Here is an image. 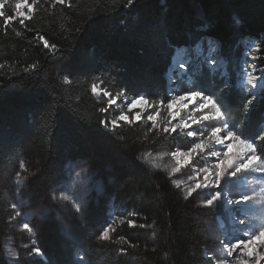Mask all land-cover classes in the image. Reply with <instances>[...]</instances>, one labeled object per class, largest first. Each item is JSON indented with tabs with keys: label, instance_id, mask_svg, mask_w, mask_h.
<instances>
[{
	"label": "trees",
	"instance_id": "trees-1",
	"mask_svg": "<svg viewBox=\"0 0 264 264\" xmlns=\"http://www.w3.org/2000/svg\"><path fill=\"white\" fill-rule=\"evenodd\" d=\"M4 3L5 14L15 17L16 0ZM29 16L24 24L18 17L11 23L0 18V168L13 149L24 148L43 171L66 147L103 156L114 163L111 180L104 182L105 196L87 205L83 221L71 220L87 264H131L145 255L146 264H200L201 258L190 256L200 243L199 229L185 202L138 158L143 149L173 147L176 138L149 132L151 122L143 120L105 129L99 121L111 109L106 114L99 109L109 107V99L96 96L92 86L116 97L126 83L145 84L161 94L149 97L158 101L168 87L165 73L176 46L211 37L239 57L244 39L264 40V0H136L130 7L127 0H66L63 5L37 0ZM41 36L57 50L45 48ZM33 63L35 70L28 68ZM243 99L244 92L233 87L229 104L238 122L246 119ZM262 116L264 105L254 115L257 126ZM113 207L125 210L127 218L109 231L110 240H97ZM12 215L0 191V264H8L2 240L18 219ZM219 216L227 219L228 213L222 209ZM129 220L145 227H129ZM254 221L264 222L258 216ZM153 223L161 234L151 246L148 226ZM221 234L222 229L218 248ZM73 245L62 234L50 233L44 247L60 264H77Z\"/></svg>",
	"mask_w": 264,
	"mask_h": 264
},
{
	"label": "snow or ice",
	"instance_id": "snow-or-ice-1",
	"mask_svg": "<svg viewBox=\"0 0 264 264\" xmlns=\"http://www.w3.org/2000/svg\"><path fill=\"white\" fill-rule=\"evenodd\" d=\"M63 5L66 0H56ZM136 0H127V6H132ZM37 0H16L15 17L8 16L3 11L4 0H0V18L6 23H11L19 18V23L32 19L23 10L29 11ZM239 23V21H237ZM45 48L57 50V44H50L47 39L40 37ZM255 41H248L247 45ZM264 43V40H262ZM209 47L205 49L197 45L193 50L189 46H176L167 70L168 87L163 93L164 98L150 100L153 95H161L148 90L145 84L130 85L126 83L116 94L117 98L128 100L131 93L132 99L127 104L128 109L134 110L137 105L141 111H135L134 119L127 113H122L118 119L108 120L107 115L99 123L105 129L115 131L123 123L134 124L141 120V113L151 109L147 115V121L151 122L148 129L154 134L163 133L166 136L180 138L183 146H177L176 150L169 153L177 159L178 165L190 167L194 160L200 157H211V163L204 160L203 167L196 169L194 186L187 187L184 198L187 200L193 194L206 196L199 202V207L216 212L219 218V210L228 213V223L221 221L224 236L219 239L217 252L222 259H217V252L205 251L214 264H262L264 262V222L253 224L252 217L255 213L264 221V116L261 117L258 126L254 123V115L258 107L264 105V68H258L256 64H248L247 54L244 61L236 62L229 51L219 42L208 41ZM259 50V49H257ZM36 64H30L29 69L35 70ZM230 67L239 71L236 73L238 81L233 82ZM28 70V69H26ZM69 71H73L69 69ZM259 72V75L253 73ZM65 83H71L65 77ZM233 87H238L244 92L242 109L246 119L238 122L231 115L232 107L229 104V96ZM92 92L97 93V87L92 86ZM98 94L109 97V107L99 109L101 113H107L109 108L117 104V99L103 89ZM165 107L171 119L162 127L157 124L159 109ZM186 149V150H185ZM143 158V157H141ZM23 167V164H21ZM159 167V165H157ZM173 173L179 172L180 167L174 168ZM254 173H260L259 179L249 180ZM93 175L88 174V169H81L76 180L88 181ZM19 173H17V180ZM176 188H180L185 181H174ZM257 186L259 192H257ZM57 199L56 193L52 194ZM59 199L70 201L76 213L87 211L85 200L77 195L75 198L60 192ZM23 199L17 203H11L10 208L14 215L12 220L22 216L21 208L29 207ZM258 206V208H257ZM25 220H31L28 212L23 213ZM121 223H124L122 220ZM129 227H145L137 225L135 221H127ZM109 224L96 237L97 240L108 241L111 239ZM22 229L35 235L32 224L25 222ZM155 235V234H153ZM123 240L124 238L121 237ZM35 245V241H32ZM28 257H45V251L40 246L29 247ZM135 247V245H132ZM8 254L13 257L12 264H20L19 253L8 249ZM81 264H87L82 255L78 256Z\"/></svg>",
	"mask_w": 264,
	"mask_h": 264
},
{
	"label": "rangeland",
	"instance_id": "rangeland-1",
	"mask_svg": "<svg viewBox=\"0 0 264 264\" xmlns=\"http://www.w3.org/2000/svg\"><path fill=\"white\" fill-rule=\"evenodd\" d=\"M30 3V1H29ZM31 4V3H30ZM27 15H30L32 10L29 11L27 7L23 9ZM14 11V14H16ZM255 41L254 44L248 46V41ZM208 41L218 42L211 37H201L196 44L190 46L193 50L197 45L203 46L205 49L209 47ZM262 40L260 37L251 36L248 39H244L242 42L243 54L239 57L234 56L233 60L238 62L244 61L245 54H247L248 64H256L258 68H264V62L262 57H260V51L262 50ZM259 49V50H257ZM231 69V67H230ZM230 74L232 73L231 70ZM235 75L239 71L237 67L235 70ZM167 73V72H166ZM165 73V75H166ZM259 72L253 73V75H259ZM238 80V77L236 75ZM166 83L168 86V77L166 75ZM97 87L96 96H101L98 94L101 88ZM108 97V96H107ZM117 99V104L110 107L111 112L107 116L108 120L118 119L122 113H127L131 118L134 119L135 111H141L139 105L136 109L129 110L127 104L130 102L132 97L128 100L123 98ZM109 99V97H108ZM151 109H146L141 113V120L147 121V115L151 114ZM169 112L165 107L159 109V116L157 117V124L161 127L169 120ZM177 143L173 147H160V148H147L143 149L139 154L138 158L148 167L149 171L152 173H157L160 175L164 181H167L173 190L178 194V196L185 202L187 213L190 219L196 221V226L199 229L197 233V240L199 244H196L195 249L190 252L191 258H201L200 264H214L208 257L205 256V251L217 252V235L221 228V221L225 224L228 223L227 219L217 217L216 212L199 207V202L206 199V196L201 194H193V197L185 199L184 196L187 192V187L194 186V180L192 177L195 176L196 169L203 167V161L206 159L209 163L213 161L211 157H200L193 161L190 167L178 165L177 159L169 155V153L176 150L177 146H183L184 141L180 138H176ZM26 145V144H25ZM22 145L20 147H23ZM24 149V148H23ZM23 149H13L8 151V157L4 167L0 168V191L2 201L5 204L11 205V203H17L20 199H23L26 205H30L26 208H21V217H18L17 221L10 224L7 234L3 238V253L4 258L8 264H12L13 257L8 254V249H12L19 253L20 264H60L58 260L55 259V255L49 253L44 245L47 243V236L50 233H60L66 238H69L73 242L72 257L74 262L81 264L78 260V256L82 255L86 261L87 256L79 245V241L73 234L71 228V220L74 218L80 221L84 220L85 212L76 213L71 205L70 201H63L59 199L60 192H64L66 195L73 196L75 198L77 195L82 196L85 200V205L87 206L92 201H99L104 198V182L105 180H111L109 176L110 172L113 171V164L110 160L103 156L98 155L89 157L84 154H79L71 147H66L61 150L56 156L50 159L48 164V169L44 172L35 163V158L31 157V154H24ZM186 150V149H185ZM73 152V153H72ZM24 154V155H23ZM54 155V154H53ZM143 157V158H141ZM96 159V160H95ZM23 164V167H21ZM159 165V167H157ZM180 167V171L173 173V169ZM88 169V174L93 175L88 181L76 180L74 178V172L78 169ZM43 171V172H42ZM17 173H19V179L17 180ZM260 173H254L249 177V180L254 178L259 179ZM185 181L178 189L176 188L174 181ZM117 183V181H116ZM187 185V187L185 186ZM257 192H259V187H257ZM56 193L57 199L52 198V194ZM222 209L219 210V213ZM28 212L32 219L25 220L23 218V213ZM255 213L252 217V223L257 224L254 221ZM127 214L125 210L113 207L110 213L107 226L111 224L108 228L110 231L117 222L125 220ZM28 222L35 228V235L28 233L22 229V224ZM148 233L150 237L149 244L152 246L154 241L159 238L161 234L160 226L157 223H153L148 226ZM155 234V235H153ZM224 236V229H222L221 239ZM35 241L33 245L32 241ZM24 245L29 247L40 246L42 250L45 251V257H28L27 249ZM51 255V256H49ZM217 259H222V256L217 252ZM147 255L138 258V261H134L131 264H146ZM235 264V261H232ZM264 264V262H262Z\"/></svg>",
	"mask_w": 264,
	"mask_h": 264
},
{
	"label": "clouds",
	"instance_id": "clouds-1",
	"mask_svg": "<svg viewBox=\"0 0 264 264\" xmlns=\"http://www.w3.org/2000/svg\"><path fill=\"white\" fill-rule=\"evenodd\" d=\"M84 169H87V168H84ZM80 173H81V169L76 170V171L74 172V178L76 179L77 176H78ZM67 196H68V198H71L70 195H67Z\"/></svg>",
	"mask_w": 264,
	"mask_h": 264
}]
</instances>
